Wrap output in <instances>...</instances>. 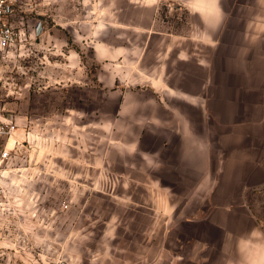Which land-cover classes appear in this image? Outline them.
<instances>
[{
	"label": "crops",
	"instance_id": "1",
	"mask_svg": "<svg viewBox=\"0 0 264 264\" xmlns=\"http://www.w3.org/2000/svg\"><path fill=\"white\" fill-rule=\"evenodd\" d=\"M50 2L29 23L44 25L51 80L61 70L85 100L92 66L94 93L115 102L75 164L94 179L108 166L114 194L161 230L135 252L109 237L94 264H264L249 203L264 188V0Z\"/></svg>",
	"mask_w": 264,
	"mask_h": 264
},
{
	"label": "rangeland",
	"instance_id": "2",
	"mask_svg": "<svg viewBox=\"0 0 264 264\" xmlns=\"http://www.w3.org/2000/svg\"><path fill=\"white\" fill-rule=\"evenodd\" d=\"M35 44L0 70L4 92L20 96L5 102L18 121L14 143L10 148L6 141L0 144L11 149L0 161V264H94L95 254L103 255V263L109 237L114 248L135 252L144 237L161 236L152 215L114 194L108 166L94 179L87 166L79 171L75 164L92 157L93 126L102 115L103 130L108 129L115 102L105 91L94 93L92 66L82 70L85 84L79 95L85 100H77V89L63 87L61 70H54L51 80L44 44ZM107 135L103 132L98 145L102 153ZM249 203L264 237V188L250 194Z\"/></svg>",
	"mask_w": 264,
	"mask_h": 264
},
{
	"label": "built area",
	"instance_id": "3",
	"mask_svg": "<svg viewBox=\"0 0 264 264\" xmlns=\"http://www.w3.org/2000/svg\"><path fill=\"white\" fill-rule=\"evenodd\" d=\"M50 0H0V70L12 60H19L25 52L32 49L44 32V25L40 20L29 23L37 14L36 6L49 5ZM4 79L0 77V144L17 131L16 114L14 110L6 108L7 99H19V91L4 92ZM17 94L18 96H15ZM13 149V148H12ZM10 150L0 149V161L10 156Z\"/></svg>",
	"mask_w": 264,
	"mask_h": 264
},
{
	"label": "bare ground",
	"instance_id": "4",
	"mask_svg": "<svg viewBox=\"0 0 264 264\" xmlns=\"http://www.w3.org/2000/svg\"><path fill=\"white\" fill-rule=\"evenodd\" d=\"M14 143V137L11 136L7 141V148H10Z\"/></svg>",
	"mask_w": 264,
	"mask_h": 264
}]
</instances>
